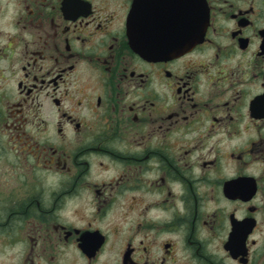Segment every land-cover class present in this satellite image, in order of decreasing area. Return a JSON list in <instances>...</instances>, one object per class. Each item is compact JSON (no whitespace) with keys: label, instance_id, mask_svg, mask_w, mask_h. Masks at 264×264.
I'll use <instances>...</instances> for the list:
<instances>
[{"label":"flooded vegetation","instance_id":"obj_1","mask_svg":"<svg viewBox=\"0 0 264 264\" xmlns=\"http://www.w3.org/2000/svg\"><path fill=\"white\" fill-rule=\"evenodd\" d=\"M135 1L0 0V264H264V0Z\"/></svg>","mask_w":264,"mask_h":264},{"label":"water","instance_id":"obj_2","mask_svg":"<svg viewBox=\"0 0 264 264\" xmlns=\"http://www.w3.org/2000/svg\"><path fill=\"white\" fill-rule=\"evenodd\" d=\"M159 2L158 6L163 5V11L165 10L166 3L163 0H157ZM157 5L154 0H136L133 9L131 11L130 22L133 30L138 29L140 36H148L157 38L158 34L151 31L152 21L155 19V13L161 12V9L155 8ZM154 17V18H153ZM159 53V52H155Z\"/></svg>","mask_w":264,"mask_h":264}]
</instances>
